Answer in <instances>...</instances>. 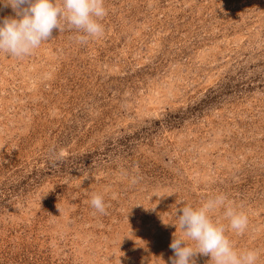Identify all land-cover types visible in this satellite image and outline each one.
Masks as SVG:
<instances>
[{"label": "rangeland", "instance_id": "374dc122", "mask_svg": "<svg viewBox=\"0 0 264 264\" xmlns=\"http://www.w3.org/2000/svg\"><path fill=\"white\" fill-rule=\"evenodd\" d=\"M104 7L98 38L0 52V264H171L179 209L219 194L264 264V0Z\"/></svg>", "mask_w": 264, "mask_h": 264}, {"label": "clouds", "instance_id": "9594fccd", "mask_svg": "<svg viewBox=\"0 0 264 264\" xmlns=\"http://www.w3.org/2000/svg\"><path fill=\"white\" fill-rule=\"evenodd\" d=\"M0 6L11 8L14 16L0 17V52L23 58L32 54L48 41L53 29L62 23L75 29L81 43L90 37L104 34L100 20L106 15L104 0H0ZM90 205L97 212L105 213L103 196L93 193ZM223 208L228 227L243 233L248 218L242 211L226 204L223 194L207 199L199 206L185 205L176 215L182 237L174 234L169 245L174 252L171 264H196L197 254L210 255L212 264H257L259 253L255 249L234 248L226 236L225 226L213 219V213ZM177 228V227H176ZM185 238L195 242V249Z\"/></svg>", "mask_w": 264, "mask_h": 264}]
</instances>
